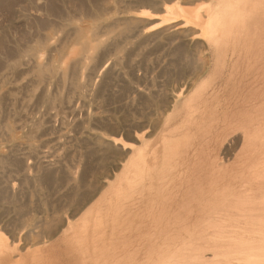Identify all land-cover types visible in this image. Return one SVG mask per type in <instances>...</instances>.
Segmentation results:
<instances>
[{
    "label": "rangeland",
    "instance_id": "obj_1",
    "mask_svg": "<svg viewBox=\"0 0 264 264\" xmlns=\"http://www.w3.org/2000/svg\"><path fill=\"white\" fill-rule=\"evenodd\" d=\"M6 244L264 264V0H0Z\"/></svg>",
    "mask_w": 264,
    "mask_h": 264
},
{
    "label": "bare ground",
    "instance_id": "obj_2",
    "mask_svg": "<svg viewBox=\"0 0 264 264\" xmlns=\"http://www.w3.org/2000/svg\"><path fill=\"white\" fill-rule=\"evenodd\" d=\"M4 247L6 248V250L0 251V264H46V262L48 261L47 260L48 252L49 250H51L50 248H47V247H43L36 251L32 250L31 252L27 253L26 256L21 255L20 259L16 260L14 259V256H15L14 253L18 252L19 249L17 247L14 249H10L9 246H7V244Z\"/></svg>",
    "mask_w": 264,
    "mask_h": 264
}]
</instances>
